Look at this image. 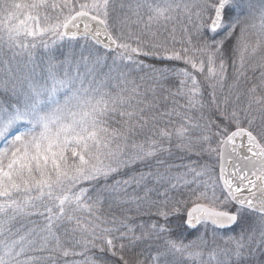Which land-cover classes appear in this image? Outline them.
I'll use <instances>...</instances> for the list:
<instances>
[{"label":"snow or ice","instance_id":"snow-or-ice-1","mask_svg":"<svg viewBox=\"0 0 264 264\" xmlns=\"http://www.w3.org/2000/svg\"><path fill=\"white\" fill-rule=\"evenodd\" d=\"M61 229L73 264H264V0H0V264Z\"/></svg>","mask_w":264,"mask_h":264},{"label":"trees","instance_id":"trees-1","mask_svg":"<svg viewBox=\"0 0 264 264\" xmlns=\"http://www.w3.org/2000/svg\"><path fill=\"white\" fill-rule=\"evenodd\" d=\"M81 2H83V0H81ZM176 35H177V39H180L181 34L179 32V28H177V34ZM176 47L178 48L179 44H177ZM65 50L66 49L61 48V49L58 50L57 54H59V51H65ZM42 51H43L42 49H37V51H36V62L37 63H40V61L43 59ZM145 62L146 63H151L152 61L146 60ZM109 63H111V61H109ZM120 67L123 69V65H120ZM123 70L126 71L127 69H123ZM105 71H107V69H105ZM145 71H147V70H145ZM231 72H232V69L229 68V77H228L226 83H228L231 80H233ZM143 74H144L143 72H139V73L134 72L133 73L134 76H139V75H143ZM248 75L250 77H252L251 74H248ZM255 82H256L255 79L251 80V83H255ZM251 83H249L247 86L250 87ZM244 86L245 85L241 86V88H243ZM165 95H166V93H165ZM213 146H215V144ZM192 161L196 162V164L193 165V166L203 165V164L207 163L208 165H210L214 169L215 174H217V171H216L217 170V168H216L217 158H215L214 153L211 154V156H209L207 154H204L202 157H197L196 155H191V154H187V153H184V152H180V151H177L175 148H173V156L170 159H168L167 163L171 164V165H187V164L191 163ZM177 171L186 172L187 169L184 168V167H180V168H175L174 167L173 168V172H177ZM189 177H191L190 174L186 177V179H188ZM190 187H195V185H191ZM200 189H198V191ZM180 191H183L186 194L188 192V188H181ZM181 198H188V197H187V195H185L184 197H181ZM110 203H111V201H107V202H105L102 205V210L106 214H110L111 212L115 211L116 206L114 204H112V207L110 208L109 207ZM42 222H43V218L42 217H37V216L26 218L25 220L21 221V223H23L25 225V228L39 227V226L42 225ZM17 227H19V224L17 225ZM65 227L68 228V229H71L72 225L71 224H67V225H65ZM200 229L201 228H197L196 231L193 232V236L199 234L200 233ZM209 233L211 234V232H209ZM60 235H61L62 241L65 242L64 246H65V248H67L69 250L70 255L68 257H63L62 255H58L57 258H56L57 259V264H73V262L74 261H78L80 259V257L79 256H73V255H71V253L72 252H77L78 253V252L81 251V249L74 246V242L71 240V236L70 235H68V236L64 235V229H61ZM37 255L48 256V253H46V252L42 253V254L41 253H37ZM45 264H52V262L51 261H46Z\"/></svg>","mask_w":264,"mask_h":264},{"label":"rangeland","instance_id":"rangeland-1","mask_svg":"<svg viewBox=\"0 0 264 264\" xmlns=\"http://www.w3.org/2000/svg\"><path fill=\"white\" fill-rule=\"evenodd\" d=\"M249 74H251L252 75V73L251 72H249ZM250 77V76H249ZM233 83V80H231L230 82H228V83H225V88H224V91L225 92H227L228 91V86L229 85H231ZM241 86H243V85H241ZM214 155H215V158H217V155L214 153ZM217 165H218V158H217V161H216V168H217ZM217 171V170H216ZM217 175V174H216ZM192 177H189L188 179L190 180ZM203 189L201 188L199 191H202ZM198 228H201L200 229V233L199 234H201V233H203L204 231H205V228L202 226V225H200ZM208 232H211V226L209 225L208 226ZM211 236V234L209 233V237Z\"/></svg>","mask_w":264,"mask_h":264},{"label":"water","instance_id":"water-1","mask_svg":"<svg viewBox=\"0 0 264 264\" xmlns=\"http://www.w3.org/2000/svg\"><path fill=\"white\" fill-rule=\"evenodd\" d=\"M82 27V25H81ZM235 162V161H234ZM219 167H220V160L218 159V167H217V176L219 175ZM226 170L230 171L231 170V166L230 165H226ZM199 226V225H198ZM197 226V227H198ZM211 226V225H210Z\"/></svg>","mask_w":264,"mask_h":264}]
</instances>
